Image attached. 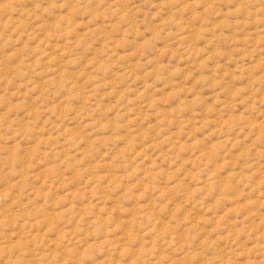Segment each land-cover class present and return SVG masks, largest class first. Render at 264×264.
<instances>
[{"label": "rangeland", "instance_id": "obj_1", "mask_svg": "<svg viewBox=\"0 0 264 264\" xmlns=\"http://www.w3.org/2000/svg\"><path fill=\"white\" fill-rule=\"evenodd\" d=\"M0 264H264V0H0Z\"/></svg>", "mask_w": 264, "mask_h": 264}]
</instances>
